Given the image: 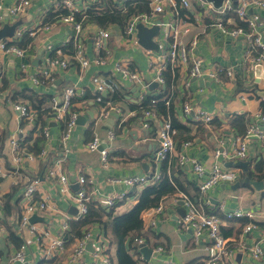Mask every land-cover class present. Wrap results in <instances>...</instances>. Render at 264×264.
I'll return each instance as SVG.
<instances>
[{
    "label": "crops",
    "instance_id": "crops-1",
    "mask_svg": "<svg viewBox=\"0 0 264 264\" xmlns=\"http://www.w3.org/2000/svg\"><path fill=\"white\" fill-rule=\"evenodd\" d=\"M18 1L2 0L0 10V31L5 26L18 23L13 33L0 39V43H16L23 36L30 40L28 45L22 47L24 54L21 56L0 49V264H7L23 243L24 261L16 260L13 261L14 264H46L45 261L53 260L43 259L36 238L42 234L44 240L58 236L65 239L69 229L68 223L76 220L78 213L72 196L59 191L60 174L67 177L70 194L84 187L91 201L101 204L107 210L112 208V216L108 219L128 212L135 205L137 194L147 185L129 186L123 179L130 175L159 173L163 161L155 157V151L159 147L158 131L162 122L170 119L169 115L161 114L158 108H152L153 115L145 116L143 111L146 109L140 110L139 107L147 96H152L151 99L157 98L156 101L162 102L166 107H170L171 102L174 118L189 129L187 132H178V137L174 135L173 151L164 161H167L168 169L173 167L176 174L180 172L185 184L189 183L186 186L191 195L195 194L197 188V195L192 201L202 205L206 211L217 214L222 220L220 232L231 250L225 264H264V186L257 189L246 182L252 180L264 183V179H250L243 174L247 170L253 172L256 163L264 159V139L255 136L248 139L246 158L237 159L248 163L245 171L240 166H228L229 161L236 160L225 157V153L233 151L237 138L243 136L239 135L238 129L232 125L238 115H244L247 121L246 129L251 124L260 123L258 113L264 108V47L250 44L242 35L229 38L216 28L210 27L209 23L215 17L207 6L210 2L206 0L201 6L197 1H192L188 8H181L183 10L180 17H176L183 25L190 27L185 39L189 41L197 37L195 49L207 70L216 66L232 67L235 76L230 79L221 74L216 80L203 75L187 79L183 72L184 67H180L177 82L168 84L166 88L165 82L162 84L153 79L154 73L149 67V59H158L167 47L168 41L163 38L166 31L163 24L175 19L170 8H165L151 19V23L144 25L150 28L156 20H160L158 33L151 39L157 48L147 49L139 43H134V40L127 42L123 29L118 24L103 28L93 21H86L81 25V30L76 32L70 24L59 20L45 30V12L56 8L61 0H32L21 14L11 15L8 10ZM71 1L75 11H83L94 3H99L100 8H105L109 0ZM112 1L121 9L127 0ZM149 6L151 10V5ZM246 10L248 15L258 16V32L264 42V7L250 6ZM224 21L227 25H240L239 18L232 13L225 15ZM19 29H23L24 34L15 39L14 35ZM29 29L35 32L31 34ZM100 29H106L109 35L104 41V49L98 56L94 38ZM135 38L138 42L136 36ZM75 40L82 43L83 51L89 60V65L85 68L80 67L72 56L58 50L73 44ZM260 56L262 60L258 64H261V75L258 76L259 81H256L255 68L250 73L247 66L249 59ZM54 57H65L68 60L67 66L51 64L50 60ZM118 61L141 73L147 83L145 91L114 71ZM45 72L47 74H44ZM94 75L111 79L117 84L116 89L101 95L107 96L109 92L119 89L122 97L106 101L105 104H102L103 101L97 102L96 90L91 80ZM154 81L157 85L151 89L150 84ZM68 87H74L75 91L81 94L73 99L72 106L77 118L66 143L69 150L64 152L61 135L66 122L51 115L54 113V104L62 102L63 93ZM31 96L42 98L43 108L50 109L42 122L35 121L38 115L33 108ZM169 96L170 102L166 104ZM185 102L213 113L212 120L216 119L218 124H210L211 121H193L191 115L183 114L182 104ZM15 104L28 106L33 112L32 118L20 117L14 110ZM101 108L107 110L106 115L100 116ZM144 122H147V126H143ZM110 130L114 131L112 138L108 136ZM42 132H46V135L40 146L41 151H46V155L40 158L41 151L36 155L29 153L35 157L34 160L17 161L18 151L13 149L10 140L15 139L20 147L21 142L31 136L28 143L33 145V140L42 135ZM94 133L101 138L102 148L107 149L106 162L101 160L99 151H90L87 148ZM21 154L23 156L22 152ZM181 155L195 159L205 168L219 164L225 168L236 169L238 178L234 183H216L201 196L198 190L201 177L194 172L189 162L179 163ZM54 169L56 173L52 174ZM80 176L86 179L83 185L78 182ZM35 179L39 184L33 199L45 198L49 209L37 214L42 220L33 222L38 231L31 234L28 230L19 231L17 218L25 204V187ZM236 182H239V186L232 189ZM122 193L125 197L113 207L99 203L107 197ZM179 194L181 193L177 192L172 197H165L162 200L161 212L148 213L145 210L142 213V243H146L151 249L149 260L156 264H203L209 256L207 247L211 241L204 234L198 242H194L191 229L179 225V219L186 211L181 199L173 201V197ZM5 205L8 211L3 210ZM236 210L249 212L251 216L227 217L229 212ZM65 222L67 226L63 228ZM246 225L251 226L248 231H245ZM89 230L91 236L86 240L83 255L72 260L75 239L72 244L64 247L53 263L101 264L96 253L99 247L98 237L102 234L109 246L108 253L112 264H118L117 241L112 238L109 229L105 232L99 223H93ZM11 232L20 240L19 244H15L11 239ZM134 244L129 247L127 239L125 248L130 256L138 261L137 254L143 253ZM157 246H161L162 250L155 252L154 248ZM254 246L263 250V256L258 259L249 253V249Z\"/></svg>",
    "mask_w": 264,
    "mask_h": 264
},
{
    "label": "built area",
    "instance_id": "built-area-1",
    "mask_svg": "<svg viewBox=\"0 0 264 264\" xmlns=\"http://www.w3.org/2000/svg\"><path fill=\"white\" fill-rule=\"evenodd\" d=\"M32 0H19L12 7L9 8L8 12L11 15L21 14L31 3ZM192 1H197L201 6H203L206 0H150L149 4L151 5V11L149 14H139L132 16L125 26L124 36L127 42L133 41L137 43L135 38L136 34V26L138 23L143 25H147L151 23V19L162 12L165 8H170L173 11V15L175 19L172 21H167L163 25L166 29L163 38L168 41L167 47L163 51L162 54L154 60L152 58L149 59V67L151 71L154 73V80L159 83H164L165 80L163 78L162 72L169 65L172 69L175 67H184V71L187 79L189 78H199L203 75H207L214 79H219L221 74L227 76L230 79L234 78V70L232 67H210L212 69L207 70L203 65L202 58L198 55L195 47L197 44V37H194L192 40H186L185 35L189 33L190 27L188 25H183L181 21L177 20L176 17H180L181 8H188L191 5ZM234 3H239L235 5ZM209 9L215 15L214 19L209 23V26L212 28H216L222 34L227 35L229 38H236L240 35L246 37V39L250 42V44L257 45L258 47H264V42L261 39L260 33L258 32V16L253 15L250 16L247 14V8L250 6L263 8L264 0H223L220 7H214L210 2L207 4ZM56 8H66L70 11L67 15L61 16V21L65 24H70L76 32L81 30V22L76 21L73 15L74 7L71 0H61ZM2 9V0H0V10ZM232 13L237 16L239 20L246 22L250 27L249 31L244 30L239 25H227L224 21V16ZM52 23H48L44 25L43 29L47 30L51 27ZM31 31V32H30ZM33 30L29 29V32L33 34ZM24 33V30L19 29L14 37L17 39ZM109 33L106 29H100L96 32L94 38V47L98 56H100V52L104 49V41L108 37ZM14 39V40H15ZM74 45L76 47V52L72 56V59L77 61L79 66L85 68L89 65V60L86 57L83 51L82 43H77L74 41ZM0 49L13 52L16 55H23L24 50L14 44L13 41L7 42L3 41L0 43ZM149 52V51H148ZM251 50L249 51L250 56ZM97 60V59H96ZM100 62L102 60L98 59ZM262 60V56L249 59L248 70L250 73L254 71V68ZM51 64H59L61 66H67L68 60L64 57L60 59V57H54L50 60ZM114 71L121 74L123 79L135 83L141 87V90L145 91L147 88V83L143 80L141 73L135 69H131L124 62H116L114 66ZM174 73V72H173ZM44 74H47L46 72ZM92 83L96 90V101L101 102L102 97L101 94L103 92H107L109 90H114L117 88V84L111 79H104L99 75H94L92 77ZM81 94V93H80ZM74 89V87H68L65 89L62 97L61 103H55L53 106V110L55 113V117L57 120H63L66 122L65 129L61 135V145L64 148V152H68V147L66 145L70 131L72 127L75 125L77 113L69 112L73 98L77 95H80ZM170 102V96L167 97L165 101L166 104ZM151 103H156V99H152ZM103 108L105 107L102 106ZM101 108L102 113L100 116L106 115L107 110ZM14 110L19 113V116L23 119L32 118L33 112L29 109L28 106L23 104H15ZM182 111L184 115H191V119L193 121H200L203 123H209L214 118L213 113L207 112L204 109L199 107H195L188 102L182 104ZM145 116L153 115L152 109L144 110ZM68 114V118H67ZM99 117V116H98ZM258 117L260 120L259 124H251L245 131L244 135L237 138L235 147L232 152L225 153V157L228 159H245L247 156V141L249 138L255 136L260 139H264V108L261 109L258 113ZM143 126H147V122L143 123ZM176 134V130L173 128L171 121L169 118L165 119L161 127L158 131L159 138V147L155 151V157L159 161H164L171 154L174 147V135ZM46 135V132H45ZM109 138L114 137V131L110 130L108 134ZM11 145L15 151H19L18 143L15 139L10 140ZM101 138L97 133L93 134L92 139L88 142L87 148L90 151H99L101 160L106 162L108 152L106 148H101ZM40 158L46 155V151L42 150L40 152ZM32 161L35 157L32 154H27L25 157L16 154V160L21 162L22 160ZM190 163L193 167L194 172L201 177V180L198 184V190L202 195H205L208 189H210L213 185L219 182L226 183H234L238 178V172L233 168H225L219 164H214L210 168H205L202 164L197 162L195 159H189L188 157L181 155L180 164ZM52 174L56 173L54 169L51 171ZM159 178L158 172H151L145 175H130L123 179L129 186L135 185H147L153 181H156ZM86 179L83 176L78 178V182L83 185ZM59 182L61 183L59 191L61 193L68 194L72 196L74 202L78 207V213L76 219L83 218L88 210V202L90 201L89 195H87L84 187H81L74 194L69 193V185L68 179L63 174L59 175ZM39 181L37 179L32 180L25 187L23 192V197L25 199L24 207L17 218L18 220V228L19 231H27L29 233H36L38 228L35 223L30 222V217L34 214H40L49 209L47 200L45 198L42 199H33V195L36 192ZM125 195L118 194L115 196L107 197L103 199L101 202L106 207H113L121 201ZM178 199L183 201V204L186 208L184 215L179 219V225L185 228H190L192 231V240L194 242H198L204 234L208 236L211 241V244L207 247L209 250V256L207 260L203 264H225V260L229 257L231 250L227 245L226 238L220 232V228L222 225V220L220 217L215 214L206 211L202 205L196 204L192 199L186 194H179V196L173 197V201L176 202ZM163 210V202L161 201L156 207L147 209L146 212H161ZM243 216H251L249 212H244L241 210H236L233 212H229L227 214L228 218L232 217H243ZM67 226V222H65L62 227L65 228ZM251 228L250 225L245 226V231H248ZM91 236V232L89 227L87 231L83 234L81 238H77L76 242L73 245V252L71 254L72 260L78 259L81 255L85 253V243L86 240ZM99 247L96 255L99 257L101 264H112L110 255L108 253L109 246L106 244V239L104 235L100 234L98 237ZM36 241L39 243L41 247V252L43 259H51L57 257L59 253L64 249V238L62 236H58L56 238L49 237L48 240H44L42 234L36 238ZM143 240L140 238H136L134 243L138 246L142 243ZM162 247L157 246L154 248L155 252L161 251ZM25 251V243L21 244L19 250L15 252L14 256L9 260L7 264H14L13 261L19 260L24 261L23 253ZM249 253L252 257L258 259L263 256V250L258 246H254L249 249ZM138 262L142 264H156L150 260H146L144 255L141 253L137 254ZM36 264V263H31ZM173 264V263H171Z\"/></svg>",
    "mask_w": 264,
    "mask_h": 264
},
{
    "label": "trees",
    "instance_id": "trees-1",
    "mask_svg": "<svg viewBox=\"0 0 264 264\" xmlns=\"http://www.w3.org/2000/svg\"><path fill=\"white\" fill-rule=\"evenodd\" d=\"M149 1L150 0H127L124 7L119 9L118 6L115 5L116 3L114 4L112 0H109L106 2L107 6L105 8H100L99 3H94L92 4V6L84 9L83 11H74L73 15L75 20L81 22V24H84V22L86 21H93L103 28L109 26L110 24H118L119 26H121L124 32L125 26L127 25L128 20L132 16L150 13L151 10L149 6ZM69 13L70 11L66 8H51L45 12V18L43 22L46 24L55 23L61 20L60 18L62 15H67ZM239 24V26L242 27L244 30H250V27L246 22L240 20ZM24 37L25 36L16 41V43L14 44H16L20 48H22L24 45H28V43H30V40L29 38ZM58 50H60L63 54L73 56L76 52V47L73 42V44L66 47H61ZM51 55L53 56L54 53H52ZM178 71L179 67H175L174 69H172L170 65L165 70H163L162 75L165 80L166 88L168 84L171 85V83L177 82ZM101 97L103 101L102 104H105V102L109 100H118L120 97H122V94L121 91L118 89L109 92V95L107 96L101 95ZM151 97L152 96H147L142 101L139 107L140 110L158 108L161 114L169 115L171 119V124L176 130L175 137H178V132L182 133L187 132L189 130L188 127L178 122L174 118L173 106L171 102L169 103L170 107H166L162 102L159 101H156V103L152 104L151 100H157V98L151 99ZM159 97L160 96H158V98ZM30 98L33 101V108L34 110H36V113L38 115V119L35 121L38 123L42 122L43 117L48 114L50 109L43 108L44 100L42 98L38 96H31ZM74 111L75 109L73 108V106H71L69 112ZM246 122L247 121L244 115H238L237 118L233 121L232 125L238 129L239 135H244L246 131ZM210 124L214 125L218 124V122L216 119H214L210 122ZM44 135L45 134H43L42 132V135L36 137L33 140V145H30L28 143L29 140H31L32 138L31 136H29L28 139H24L19 147L18 155L22 156L21 152L23 153V156H26L29 153H32L33 155L38 154L42 148L40 144L44 140ZM22 148L25 150L23 151ZM167 164V161H163L159 169V178L156 181L147 184V186H145L137 194V201L135 205L128 212L117 216L114 219H108L112 216V208L107 210V208L103 207L101 204L90 200L88 202V210L86 215L83 218L76 219L68 223L69 229L67 232V236L64 239L65 246L72 244L75 239L81 238L90 225H92L93 223H99L104 228L105 232H107L109 229L112 238L117 241L118 264H137L138 261H135L126 250L125 241L129 239V247H131L132 243H134V240L136 238H142V229L144 227L142 213L147 209L156 207L165 197H172L177 192L189 195L192 200H194L193 197L197 195V188L195 194L191 195L188 192L189 190L186 186L189 183L185 184L180 172L178 171V173L176 174V170L173 169V167H169L168 169ZM254 168L255 169L253 172L247 170V172L243 174L247 175L250 179H264V159L257 162ZM3 210L8 211L7 205H5ZM104 217H106V219H104ZM9 236L15 242V244L20 243V240L15 237L12 232L11 234H9ZM55 258L57 259L58 257H54L51 259L54 260ZM53 260L45 261V263L54 264Z\"/></svg>",
    "mask_w": 264,
    "mask_h": 264
},
{
    "label": "water",
    "instance_id": "water-1",
    "mask_svg": "<svg viewBox=\"0 0 264 264\" xmlns=\"http://www.w3.org/2000/svg\"><path fill=\"white\" fill-rule=\"evenodd\" d=\"M209 2H212L213 6L214 7H220L221 4H222V1L223 0H207ZM160 23V20H156L154 22V25L150 28L148 27H145L143 24L141 23H138L137 26H136V37L138 39V43L143 46L144 48H147V49H154V48H157V45L155 43H153V41L151 40L152 37L154 35H156L158 33V30H159V24ZM18 23H14L12 26H5L1 31H0V39L4 38L5 36L7 35H11L14 31V29L17 27ZM7 30H10V31H7ZM260 68H261V64H257L256 67H255V74L257 76L256 78V81H259V78L258 76L261 75V71H260ZM157 85V82H152L150 84V88L152 89L153 87H155ZM51 116L55 117V113H53ZM102 146L99 147V149H101ZM247 162L246 161H243V160H236L235 162L233 161H229L228 162V166H240L242 167V169L245 171L247 169ZM246 182H249L251 183L252 185H254L257 189H261L263 188L264 186V183L263 181H252V180H247ZM239 186V182H236L234 185H232V189H236L237 187ZM182 204V201L180 202ZM36 220H42L41 217H37L36 214L32 215L30 217V222H34ZM128 244V241L126 243V246ZM138 247L140 248L141 252L143 253L145 259L148 261L149 260V257H150V254H151V249H149L147 246H146V243H140L138 245Z\"/></svg>",
    "mask_w": 264,
    "mask_h": 264
}]
</instances>
